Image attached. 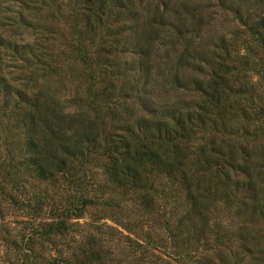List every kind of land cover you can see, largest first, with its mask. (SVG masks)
<instances>
[{
  "label": "trees",
  "instance_id": "obj_1",
  "mask_svg": "<svg viewBox=\"0 0 264 264\" xmlns=\"http://www.w3.org/2000/svg\"><path fill=\"white\" fill-rule=\"evenodd\" d=\"M200 1L149 0L136 11L131 0H89L81 15L65 17L72 37L66 50L88 79L84 95L75 97L78 109L67 112L36 96L25 101L28 110L15 129L18 167L43 184L60 175L68 195L48 205V220L37 221L50 199L12 195L17 170L0 157L2 201L39 215L0 264H157L136 259L143 245L114 227L108 234H119L132 254L105 249L96 236L100 227L74 240L84 232L76 221L89 209L111 206L110 194L147 210L169 207L158 216L172 247L201 249L191 264H264L258 225L264 217V99L256 93L258 83L264 86V0H215L212 6L231 14L240 29L214 40L204 38L215 17ZM107 7L118 11L106 13ZM9 50L43 63V51L0 35V60ZM117 53L129 60L113 61ZM11 89L0 77L3 99ZM22 102L15 99V106ZM220 205L240 218L234 230L213 222ZM114 224L132 232L129 223Z\"/></svg>",
  "mask_w": 264,
  "mask_h": 264
},
{
  "label": "rangeland",
  "instance_id": "obj_2",
  "mask_svg": "<svg viewBox=\"0 0 264 264\" xmlns=\"http://www.w3.org/2000/svg\"><path fill=\"white\" fill-rule=\"evenodd\" d=\"M131 1L133 9L136 11H141V6L143 7L149 2V0ZM207 1L201 0L200 6L209 9V14L215 17V20L212 21L210 30L205 33L204 38L208 36L214 40L219 34L233 33L240 29L231 14L220 13L217 5L212 6L215 5V0H209L211 3L208 5ZM85 2H89V0H0V35L16 45H29V47L33 46L35 51H43L41 54L42 64L35 63L30 57H28V62L19 54L15 56L10 50L6 51L0 60V77L10 85L13 92V94H9L8 99H3V94L0 93V157L1 160H9L15 167L14 171L17 170L14 176L17 187L11 190V194L19 197L21 195L24 199H30L37 195L43 198L47 196L50 200L45 206L49 205L50 207L60 205L65 195H68L67 185L62 181L60 175H58L59 178H56V182L40 183L32 179L24 168L18 167L17 164L22 159L21 138L19 131L15 129V121L27 112L28 107L25 101L36 96L39 98L42 95L50 97L58 105L66 106L67 112L78 109L79 102L75 97L84 95L88 79L83 77L86 72L82 69V65L77 60H72L70 52L66 50V45L72 40V37L69 28L71 21H67L65 17L69 14L81 15L85 12ZM105 9L106 13H110L111 9L114 12L118 11L116 8L107 7ZM121 50L122 46L119 45L117 51L121 52ZM114 57L109 55L106 59L112 61L114 58L113 61L117 60L118 63L129 60V56L122 53H117ZM110 68L114 69V66ZM249 76L251 84L257 81L255 75L250 74ZM258 85L260 87L257 88L256 93L260 94L261 92L264 99V86L259 83ZM15 93L19 95V98L15 96ZM15 99L24 101L20 103L19 109L15 106ZM134 108L137 110L140 107L136 104ZM4 186L7 189L10 188L9 185ZM69 194L71 193L69 192ZM110 195L112 199H107V202L111 203V206L99 205L89 209L81 219L76 221L81 226L77 227V230L84 232L73 234L74 240H80L84 233L96 229L95 227H100L96 236L102 239L105 249L108 248L116 253L120 252L118 250L120 248L125 250V254L131 253L126 246V240L121 239L119 234L113 233L111 236L108 234L109 227H114L143 245V248H137L133 253L136 259L142 257L148 263L155 262L157 264H191L192 257L199 258L198 253L201 249L192 252V248L176 249L170 244L167 232L162 227V218L160 217V220L158 216L160 210L169 207L157 205L154 210H147L141 203L133 199ZM49 206L44 207L39 217L31 208H16L0 198V257H6V252L12 253L8 246L17 240L21 233L27 235L30 232L27 228L29 221L36 217H39L36 218L37 221L48 220ZM219 208L221 210L212 216L213 222L234 230L240 218L234 215L233 210H224L223 205H220ZM222 210L224 211L221 212ZM114 221L125 223L127 226L129 223L132 232H126L121 226L114 224ZM258 225L262 229L260 236L264 237V217ZM210 237L212 238V236ZM56 240L58 241V239ZM67 241H71V239L68 238ZM210 242H212L211 239ZM39 246L37 245V247ZM207 247H211V244H208ZM51 249L47 248L46 253H51ZM237 250L239 249L236 246L232 248V251ZM54 253L52 252V254ZM210 256L213 257V261H217L213 253ZM204 257L206 258V256Z\"/></svg>",
  "mask_w": 264,
  "mask_h": 264
}]
</instances>
